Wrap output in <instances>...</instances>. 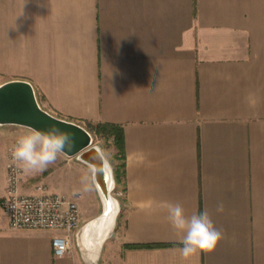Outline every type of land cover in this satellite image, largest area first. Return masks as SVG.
Returning <instances> with one entry per match:
<instances>
[{"label":"crops","instance_id":"1","mask_svg":"<svg viewBox=\"0 0 264 264\" xmlns=\"http://www.w3.org/2000/svg\"><path fill=\"white\" fill-rule=\"evenodd\" d=\"M10 79L56 116L122 126L126 190L95 259L81 242L102 208L91 169L64 153L23 168L21 192L43 182L78 204L70 251L54 255L63 231L8 227L7 148L29 128L0 125V264H187L163 201L222 231L198 264H264V0H0Z\"/></svg>","mask_w":264,"mask_h":264},{"label":"water","instance_id":"2","mask_svg":"<svg viewBox=\"0 0 264 264\" xmlns=\"http://www.w3.org/2000/svg\"><path fill=\"white\" fill-rule=\"evenodd\" d=\"M0 125H17L42 131L56 127L69 133L72 148L62 153L76 157L91 169L92 182L102 204L101 212L89 223L94 228L100 219L112 218V222H115L120 207L111 194L115 184L113 167L101 148L93 143V135L84 125L44 109L34 86L25 79H10L0 83Z\"/></svg>","mask_w":264,"mask_h":264},{"label":"clouds","instance_id":"3","mask_svg":"<svg viewBox=\"0 0 264 264\" xmlns=\"http://www.w3.org/2000/svg\"><path fill=\"white\" fill-rule=\"evenodd\" d=\"M72 144L71 135L56 127L43 131L29 129L12 145L11 156L13 161L25 171L42 172L56 162L58 154L65 149L70 150ZM83 179L86 182L89 178ZM159 207L166 211L167 220L179 237L178 243L182 247L176 251L181 261L187 264H198L199 255L214 251L224 238L222 231L215 227L207 210L189 216L185 214L184 208L179 203L163 201ZM217 211H224L222 203L217 206Z\"/></svg>","mask_w":264,"mask_h":264},{"label":"built area","instance_id":"4","mask_svg":"<svg viewBox=\"0 0 264 264\" xmlns=\"http://www.w3.org/2000/svg\"><path fill=\"white\" fill-rule=\"evenodd\" d=\"M17 138L14 137L7 148L5 210L8 227L61 230L63 233L54 236L51 244L54 255H65L70 251L73 234L80 227L78 204L63 194L49 192L42 184L32 193L20 191L24 170L11 156V147ZM112 190H116L115 184ZM116 193L121 194L117 190Z\"/></svg>","mask_w":264,"mask_h":264},{"label":"trees","instance_id":"5","mask_svg":"<svg viewBox=\"0 0 264 264\" xmlns=\"http://www.w3.org/2000/svg\"><path fill=\"white\" fill-rule=\"evenodd\" d=\"M85 127L89 131L93 132L95 135L103 136L111 140L113 146L116 149L115 155L119 160L118 163L112 166L114 172V179H115V188L117 189L119 186H121L122 190L125 191L126 190V172H125L126 155H125V145H124V132L122 126L114 123L87 122ZM120 202H123V200H120Z\"/></svg>","mask_w":264,"mask_h":264},{"label":"bare ground","instance_id":"6","mask_svg":"<svg viewBox=\"0 0 264 264\" xmlns=\"http://www.w3.org/2000/svg\"><path fill=\"white\" fill-rule=\"evenodd\" d=\"M118 203L120 204V207L121 203ZM113 227L114 223L112 222V218L109 220L100 219L98 222H96V226L94 228H92L91 223L84 225L82 228L81 242L88 249L90 256H93L95 259L97 258L103 241L111 233Z\"/></svg>","mask_w":264,"mask_h":264},{"label":"rangeland","instance_id":"7","mask_svg":"<svg viewBox=\"0 0 264 264\" xmlns=\"http://www.w3.org/2000/svg\"><path fill=\"white\" fill-rule=\"evenodd\" d=\"M91 133L93 135V143L97 144L101 148L102 152L104 153L105 157L107 158V160L109 161L111 166L115 165L116 163H118L119 160L117 159V157L115 155L116 154V149L113 146L111 140H109V139H107V138H105L103 136L95 135L93 132H91ZM14 137H16V136H13L11 139H13ZM38 184H42V185H44L46 187V189H48V186L45 183H43V182H35L34 186L36 187ZM56 190L61 191L62 189L57 187ZM116 190L118 192H121V194L118 195L116 193ZM116 190H112L111 194H112V196L114 198L117 199L118 202H120V200H123V198H124V191L122 190L121 186H119ZM120 203H121V206H122V202H120ZM119 212H120V210H119ZM119 212H118V216H117V219H116V224L117 225H119L122 222V215ZM116 230H117V227H116ZM114 231H115V229H114Z\"/></svg>","mask_w":264,"mask_h":264}]
</instances>
